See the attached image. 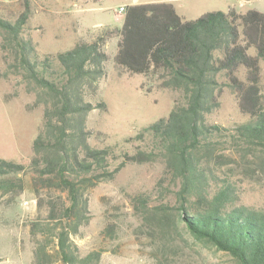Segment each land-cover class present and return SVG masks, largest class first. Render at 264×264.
<instances>
[{
    "label": "trees",
    "instance_id": "16d2710c",
    "mask_svg": "<svg viewBox=\"0 0 264 264\" xmlns=\"http://www.w3.org/2000/svg\"><path fill=\"white\" fill-rule=\"evenodd\" d=\"M28 18V13L15 23L0 18V32L10 66L34 92V105L43 106V125L28 166L0 158V192L15 198L25 189L24 176L32 174L38 207L47 209L45 218L31 225L33 264L56 263L51 245L61 264H99L102 251L82 255L74 241L90 223L91 190L114 179L128 163L155 160L165 166L157 191L172 195L173 202H164L162 194V202L152 206L147 192L131 200L144 222L159 217L161 228H150V236L162 243L177 241L181 225L239 264H264V211L240 203V187L223 171L235 162V151L264 149V101L252 94L264 59V12L230 9L186 20L172 3L134 4L122 27L44 56L22 37ZM112 36L119 38L118 69L131 76L153 74L160 87L179 93L168 117L137 136L144 148L125 154L121 162L112 147L91 145L87 127L92 111L108 108L105 101L91 99L98 97L99 82L107 75L110 56L104 45ZM225 85L237 92L249 121L228 128L209 121ZM43 191L59 196L45 198ZM116 232L109 224L103 234L114 239Z\"/></svg>",
    "mask_w": 264,
    "mask_h": 264
},
{
    "label": "rangeland",
    "instance_id": "374dc122",
    "mask_svg": "<svg viewBox=\"0 0 264 264\" xmlns=\"http://www.w3.org/2000/svg\"><path fill=\"white\" fill-rule=\"evenodd\" d=\"M139 1H172L178 14L186 20L230 9L239 13L252 9L264 12V0ZM139 1L0 0V18L15 23L28 13L22 37L44 56L70 50L82 41L91 42L105 31L122 27L126 13L122 15L118 9L124 6L127 10ZM118 40L112 36L104 45L110 56L107 75L99 82L98 97L91 99L93 103L105 101L108 108L92 111L87 127L92 131L91 145L112 147L121 162L125 154L133 155L138 148H144L143 141L137 136L144 127L168 117L179 93L160 87L153 74L131 76L118 69L114 63ZM2 44L0 32V158L28 166L33 156V142L43 125V106L34 105V92L22 75L10 66L13 61ZM259 69V81L252 94L264 101V59L260 60ZM239 77L246 82L245 72H240ZM220 80L227 81L223 77ZM219 103L208 117L211 123L228 128L250 120L241 112L239 95L230 87H223ZM234 161L223 171L240 187V203L264 211V149L235 151ZM164 167L158 160L131 162L114 179L91 190L90 223L81 227V233L74 237L81 254L102 251L99 264H239L228 253L193 238L181 225L177 241L162 243L158 237L149 235L150 228H161L159 217L153 215L144 222L135 215L131 200L136 194L147 192L153 197L152 206L162 200L173 202L172 195L157 191ZM24 181V191L15 198L0 192V264H33L35 238L31 234V225L44 219L47 209L38 207L32 174L27 173ZM162 194L164 199L161 200ZM43 196L57 198L59 194L43 191ZM109 224L117 228L114 239L103 234ZM140 228H146L148 232L140 234ZM50 250L55 255V264H61L52 245Z\"/></svg>",
    "mask_w": 264,
    "mask_h": 264
},
{
    "label": "built area",
    "instance_id": "2783aa9c",
    "mask_svg": "<svg viewBox=\"0 0 264 264\" xmlns=\"http://www.w3.org/2000/svg\"><path fill=\"white\" fill-rule=\"evenodd\" d=\"M126 7H124V6H121L119 9H118V13H120V14H122V15H124L125 13H126Z\"/></svg>",
    "mask_w": 264,
    "mask_h": 264
},
{
    "label": "crops",
    "instance_id": "0c3cea01",
    "mask_svg": "<svg viewBox=\"0 0 264 264\" xmlns=\"http://www.w3.org/2000/svg\"><path fill=\"white\" fill-rule=\"evenodd\" d=\"M139 1V0H138ZM133 2H135V0H133ZM164 2H168V1H164ZM150 3H152V2H150ZM168 3H172V4H174L172 1H170V2H168ZM139 4H144V3H140V1H139ZM127 6V5H126ZM174 6H175V4H174ZM176 8V7H175ZM177 10V9H176Z\"/></svg>",
    "mask_w": 264,
    "mask_h": 264
}]
</instances>
